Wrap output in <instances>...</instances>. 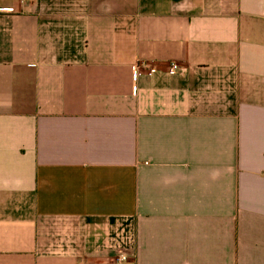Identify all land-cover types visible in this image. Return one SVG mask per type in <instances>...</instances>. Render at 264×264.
Segmentation results:
<instances>
[{
	"label": "crops",
	"instance_id": "1",
	"mask_svg": "<svg viewBox=\"0 0 264 264\" xmlns=\"http://www.w3.org/2000/svg\"><path fill=\"white\" fill-rule=\"evenodd\" d=\"M128 219L130 264H264V0H0V264Z\"/></svg>",
	"mask_w": 264,
	"mask_h": 264
},
{
	"label": "built area",
	"instance_id": "2",
	"mask_svg": "<svg viewBox=\"0 0 264 264\" xmlns=\"http://www.w3.org/2000/svg\"><path fill=\"white\" fill-rule=\"evenodd\" d=\"M149 68V67H148ZM173 71H180L181 67L177 64L172 65ZM98 234L103 236L102 233ZM107 242L105 248L108 251L114 252L115 264H130L134 258V233L133 224L128 219L121 225V229L116 237H112V234L107 233Z\"/></svg>",
	"mask_w": 264,
	"mask_h": 264
},
{
	"label": "rangeland",
	"instance_id": "3",
	"mask_svg": "<svg viewBox=\"0 0 264 264\" xmlns=\"http://www.w3.org/2000/svg\"><path fill=\"white\" fill-rule=\"evenodd\" d=\"M50 229L53 230V229H54L53 226H52V228L50 227ZM54 237H55V234H54ZM56 237H57V236H56ZM58 237H60V235H59Z\"/></svg>",
	"mask_w": 264,
	"mask_h": 264
}]
</instances>
